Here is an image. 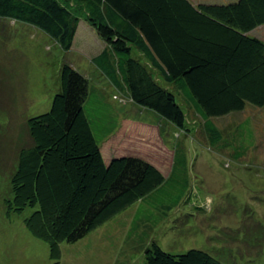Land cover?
I'll use <instances>...</instances> for the list:
<instances>
[{
    "label": "trees",
    "instance_id": "16d2710c",
    "mask_svg": "<svg viewBox=\"0 0 264 264\" xmlns=\"http://www.w3.org/2000/svg\"><path fill=\"white\" fill-rule=\"evenodd\" d=\"M0 17L41 29L65 51L79 21H86L107 45L90 61L126 102L153 111L186 135L200 126L190 125L196 122L188 118L191 112L208 144L231 149L235 158L252 145L249 119L224 136L214 118L247 104L264 106V39L252 33L264 25V0L197 5L191 0H0ZM59 82L49 110L27 118L31 143L18 151L8 201L16 213L29 210L25 226L48 244L51 264H59L61 241L82 238L137 200L170 210L188 184L180 143L166 174L138 154L112 153L105 159L104 141L148 139L154 131L161 137V127L123 116L98 141L84 111L88 78L63 61ZM140 264L224 263L202 249L176 254L152 241Z\"/></svg>",
    "mask_w": 264,
    "mask_h": 264
},
{
    "label": "rangeland",
    "instance_id": "374dc122",
    "mask_svg": "<svg viewBox=\"0 0 264 264\" xmlns=\"http://www.w3.org/2000/svg\"><path fill=\"white\" fill-rule=\"evenodd\" d=\"M82 33L80 27L71 48L65 51L41 29L0 17V264L53 261L48 244L25 226L29 210L16 213L9 209L8 201L12 199L10 176L18 151L31 143L27 118L49 110L60 89L63 61L88 78L84 111L98 141L123 116L162 129L161 137L157 131L148 139L131 137L120 142L127 147L117 150L109 141L102 143L105 159L112 153L138 154L166 174L174 146L180 143L187 156L188 184L180 203L170 210L137 200L82 238L61 241L59 264H140L152 241L170 253L197 248L224 264H264V106L247 104L242 111L214 118L224 136L249 119L246 127L252 129V145L243 157L235 158L231 149L216 150L208 144L200 119L191 112L188 118L196 122L190 125L200 126L186 135L153 111L121 101L126 98L108 79L97 76V69L83 54L91 39L81 37ZM252 33L264 39V25ZM96 93L103 102L97 103ZM246 142H250L248 138ZM191 190L193 197L186 201Z\"/></svg>",
    "mask_w": 264,
    "mask_h": 264
},
{
    "label": "crops",
    "instance_id": "0c3cea01",
    "mask_svg": "<svg viewBox=\"0 0 264 264\" xmlns=\"http://www.w3.org/2000/svg\"><path fill=\"white\" fill-rule=\"evenodd\" d=\"M193 2L194 5H197L199 3H220V2H226L227 0H191ZM82 28L83 29V32L81 37L82 36H86L87 38H90L91 39V42L89 43V46L88 48L86 49V52H83V54L89 59V61L91 60V58L93 56H95L96 54H98L104 47H106V43L98 36V34L96 33V31L90 26L88 25V23L84 20H80L78 25H77V29H76V32H75V35H74V39H73V42L75 41V38H76V35H77V32L79 30V28ZM87 46V45H86ZM91 62V61H90ZM95 68L97 69L96 71L97 72V76L98 77H102V73L98 70V68L95 66ZM104 77V76H103ZM120 97V96H119ZM94 99L98 102H102L103 101V98L101 97V95H99V93L95 94L94 95ZM121 101L122 100H127V99H120ZM126 105H128V103H126ZM106 142V141H104ZM113 144L114 148L117 150V148L119 146H124V147H127V145L125 144H122L120 143V141H115V140H112V141H109ZM124 143V142H123ZM102 148V147H101ZM111 149L113 150V148L111 147ZM114 151V150H113ZM115 152V151H114ZM108 159V158H107ZM139 201V200H138ZM135 217V216H134Z\"/></svg>",
    "mask_w": 264,
    "mask_h": 264
}]
</instances>
